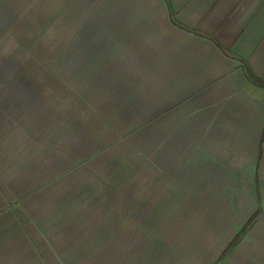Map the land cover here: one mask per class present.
Segmentation results:
<instances>
[{
	"label": "rangeland",
	"instance_id": "374dc122",
	"mask_svg": "<svg viewBox=\"0 0 264 264\" xmlns=\"http://www.w3.org/2000/svg\"><path fill=\"white\" fill-rule=\"evenodd\" d=\"M82 11L0 0L2 132L10 151L24 145L25 167L40 168L42 192L56 186L58 234L69 221L74 233H101L104 264H264V158L251 182L258 207L246 208L247 177H233L232 198L211 191L181 158L173 137L184 129L160 126L143 71L115 68L112 16ZM240 208L258 212L243 246L220 258Z\"/></svg>",
	"mask_w": 264,
	"mask_h": 264
},
{
	"label": "crops",
	"instance_id": "0c3cea01",
	"mask_svg": "<svg viewBox=\"0 0 264 264\" xmlns=\"http://www.w3.org/2000/svg\"><path fill=\"white\" fill-rule=\"evenodd\" d=\"M66 1L86 9L77 14L112 16L115 68L143 71L160 126L184 129L173 137L181 158L211 177L210 190L229 197L234 176L256 182L264 158V0ZM3 127L0 121V264H104L101 233L90 239L69 221L58 234L56 186L42 192L40 168L25 167L24 145L9 150ZM169 170L162 175L175 174ZM254 186L246 208L256 206ZM239 211L230 241L258 209ZM246 230L230 249L243 246Z\"/></svg>",
	"mask_w": 264,
	"mask_h": 264
},
{
	"label": "trees",
	"instance_id": "16d2710c",
	"mask_svg": "<svg viewBox=\"0 0 264 264\" xmlns=\"http://www.w3.org/2000/svg\"><path fill=\"white\" fill-rule=\"evenodd\" d=\"M247 228V224L242 227V229L234 236V238L230 241V243L226 246V248L222 251L220 258L223 257L227 251L230 249L231 246H233L238 239L240 238L243 231Z\"/></svg>",
	"mask_w": 264,
	"mask_h": 264
},
{
	"label": "bare ground",
	"instance_id": "6f19581e",
	"mask_svg": "<svg viewBox=\"0 0 264 264\" xmlns=\"http://www.w3.org/2000/svg\"><path fill=\"white\" fill-rule=\"evenodd\" d=\"M245 181H247L246 179H245ZM250 184V183H249ZM252 185V184H251Z\"/></svg>",
	"mask_w": 264,
	"mask_h": 264
}]
</instances>
